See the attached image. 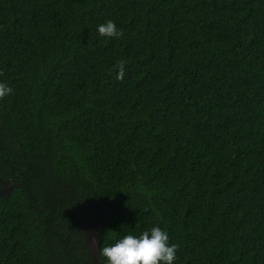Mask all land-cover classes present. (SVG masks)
<instances>
[{
    "label": "trees",
    "instance_id": "1",
    "mask_svg": "<svg viewBox=\"0 0 264 264\" xmlns=\"http://www.w3.org/2000/svg\"><path fill=\"white\" fill-rule=\"evenodd\" d=\"M0 82V264L43 262L38 180L106 206L100 248L158 226L174 264H264V0H0Z\"/></svg>",
    "mask_w": 264,
    "mask_h": 264
},
{
    "label": "flooded vegetation",
    "instance_id": "2",
    "mask_svg": "<svg viewBox=\"0 0 264 264\" xmlns=\"http://www.w3.org/2000/svg\"><path fill=\"white\" fill-rule=\"evenodd\" d=\"M7 169L5 179L0 178V195L7 196L14 189H24V178L20 169L11 164ZM10 174V176L7 175ZM12 174V176H11ZM41 180L31 184L32 196L36 202L34 207L38 212H33L41 221H44L42 212L47 215L54 212L50 223L41 225L39 232L44 234L42 240L44 253L43 264H102L100 262L101 233L105 230L109 211L104 204L96 202L95 199H85L71 189L60 186L53 189L40 185ZM37 187H39L37 189ZM27 193V192H26ZM28 195V193H27ZM35 210V209H33ZM93 243V247L91 246ZM99 245L98 258L95 261L94 252ZM40 263V264H42Z\"/></svg>",
    "mask_w": 264,
    "mask_h": 264
},
{
    "label": "clouds",
    "instance_id": "3",
    "mask_svg": "<svg viewBox=\"0 0 264 264\" xmlns=\"http://www.w3.org/2000/svg\"><path fill=\"white\" fill-rule=\"evenodd\" d=\"M102 37H122L114 21H107L98 26ZM117 80L123 81L125 76V61L116 65ZM114 69V71L116 70ZM12 93V88L0 82V100ZM178 245L169 243V235L160 227L145 230L140 236L125 235L111 246L100 248V254L107 258V264H174Z\"/></svg>",
    "mask_w": 264,
    "mask_h": 264
},
{
    "label": "water",
    "instance_id": "4",
    "mask_svg": "<svg viewBox=\"0 0 264 264\" xmlns=\"http://www.w3.org/2000/svg\"><path fill=\"white\" fill-rule=\"evenodd\" d=\"M91 246L93 247V250H94L93 243H92ZM98 252H99V245H96V250H95V252L93 253V254H94L95 261H97L96 259L98 258Z\"/></svg>",
    "mask_w": 264,
    "mask_h": 264
}]
</instances>
